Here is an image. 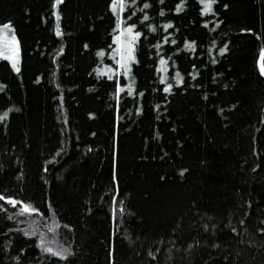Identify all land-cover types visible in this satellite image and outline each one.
Masks as SVG:
<instances>
[{"label": "trees", "instance_id": "16d2710c", "mask_svg": "<svg viewBox=\"0 0 264 264\" xmlns=\"http://www.w3.org/2000/svg\"><path fill=\"white\" fill-rule=\"evenodd\" d=\"M0 25V264H264V0H0Z\"/></svg>", "mask_w": 264, "mask_h": 264}, {"label": "rangeland", "instance_id": "374dc122", "mask_svg": "<svg viewBox=\"0 0 264 264\" xmlns=\"http://www.w3.org/2000/svg\"><path fill=\"white\" fill-rule=\"evenodd\" d=\"M117 1L120 6L119 0ZM134 36L135 34L133 32L128 33L127 28H122V27L119 28L118 33L115 36L114 55L116 56V60L120 67H122L121 66L122 64L127 65L131 61L128 59L129 42H131V49H132L131 55L133 56V46H134V41H135L133 40ZM122 55L124 57L123 60H122ZM0 58H5L10 62V64L13 63L15 65L17 64L18 58H19L18 42L15 36H13V34L10 32L9 28L5 27V25H0ZM15 65H13L14 68H16ZM47 231H48V234H51L52 228H47ZM42 238L44 239L46 237L43 235ZM50 243L53 245L52 249L58 250L57 249L58 247L57 248L54 247L56 245L53 244V242L50 241ZM51 244L50 246H52Z\"/></svg>", "mask_w": 264, "mask_h": 264}, {"label": "snow or ice", "instance_id": "6c2138e0", "mask_svg": "<svg viewBox=\"0 0 264 264\" xmlns=\"http://www.w3.org/2000/svg\"><path fill=\"white\" fill-rule=\"evenodd\" d=\"M58 2H59V0H58ZM161 2H163V0H161ZM200 2L204 5V12L205 13H211L212 12V5L216 2V0H200ZM116 3H117V0H113V9L114 10H115ZM119 3L121 5V7H122L123 6V3H124V0H119ZM144 7L147 8V7H149V5L148 4H145ZM180 10H181V8H180V6H178L177 11H180ZM161 15H163V12H161ZM144 19L147 20L148 17L145 16ZM5 27H9V26L8 25H5ZM164 27H165V30H167L168 28H171L172 25L171 24H167ZM153 30H155V29H153ZM132 31H133V29L131 27L127 28V32L128 33H132ZM138 36H139V33H137L136 36L133 37V40H135ZM117 39H119V38H117ZM165 42H167V41H165ZM174 42L175 41H173V43ZM185 47L188 48V49H193L194 50V45L193 44L186 43L185 44ZM131 51H132V49H131V42H129V54H128V59L129 60L134 59V57H132V55H131ZM222 52H223V50H221V53ZM98 55L103 56L104 53L101 52V53H98ZM123 59H124V57L122 55V60ZM160 63H161V65H165L167 63V61H165V60L162 59L160 61ZM121 66L124 67L126 71H130V69H127L126 64H122ZM17 71H19V69H17ZM261 71H262V74H264V67L261 68ZM109 78H111V77H109ZM180 79L181 78L179 76V73H177V81L179 82ZM161 82L162 83L164 82L163 79H162ZM170 88H171V85H169L168 88H165V91L166 92L169 91ZM122 90L123 89H121V91ZM129 91L131 93V85L129 86ZM6 117H7V113H4L3 115H0V120L5 119ZM4 199H5V197L3 195H0V200H4ZM7 202L10 203V204H12L13 206H15V204L17 203L14 200H8ZM32 211H35V209H32L30 205H25L24 208H23V212H32ZM21 214H23V213H21ZM46 251L52 252V249L49 248V249H46ZM53 255H58V254L57 253H53ZM61 258L63 259V258H66V257H64L63 255H61Z\"/></svg>", "mask_w": 264, "mask_h": 264}]
</instances>
